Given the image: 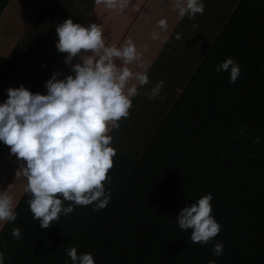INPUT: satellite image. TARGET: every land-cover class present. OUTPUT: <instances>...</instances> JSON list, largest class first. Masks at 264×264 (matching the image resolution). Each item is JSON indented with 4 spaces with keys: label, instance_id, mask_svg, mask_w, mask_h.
Listing matches in <instances>:
<instances>
[{
    "label": "trees",
    "instance_id": "trees-1",
    "mask_svg": "<svg viewBox=\"0 0 264 264\" xmlns=\"http://www.w3.org/2000/svg\"><path fill=\"white\" fill-rule=\"evenodd\" d=\"M15 1L0 0V24ZM202 2L203 15H213L210 40L163 64V89L153 100L146 95L155 86L148 70L150 84L138 88L130 115L108 133L117 154L105 182L111 198L104 209L75 207L42 228L27 202L26 179L12 186L3 177L23 166L17 158L1 165L8 146L0 142V191L12 196L17 213L14 222L0 221L4 264H72L70 247L78 255L91 253L96 264H264V0ZM68 3L48 5L60 15L59 24L69 9H78ZM39 7L36 0L19 10L37 16ZM82 18L72 20L82 24ZM12 57L0 66V104L7 88L20 87L10 84L17 68L9 64ZM228 57L241 69L235 83L230 72L216 71ZM180 58L187 64H176ZM208 193L222 228L209 244H194L192 230L182 231L176 217ZM16 227L20 240L11 235ZM217 243L224 246L220 256L212 252Z\"/></svg>",
    "mask_w": 264,
    "mask_h": 264
},
{
    "label": "clouds",
    "instance_id": "clouds-1",
    "mask_svg": "<svg viewBox=\"0 0 264 264\" xmlns=\"http://www.w3.org/2000/svg\"><path fill=\"white\" fill-rule=\"evenodd\" d=\"M109 10L124 12L131 0H95ZM139 11V7H135ZM172 10L182 20L203 15L202 0H172ZM193 29L198 25L193 24ZM157 28L168 31V22L161 19ZM56 48L66 53L64 63L72 67L74 75L57 79V73L45 83L47 94L33 93L23 85L9 87L7 100L0 104V142L22 161L24 167L16 176H23L27 184L28 205L40 226L49 229L61 215L71 214L75 207L94 205L104 209L110 202L105 182H110L108 171L113 167L117 151L111 147L113 137L108 133L120 127L119 121L130 115L132 98L138 88L150 84L148 65L131 39L123 46H108L101 27L91 23L87 27L71 18L56 27ZM154 40L161 39L153 31ZM176 34V39H181ZM165 40L168 37H164ZM74 58L79 62L72 64ZM119 61V63H117ZM136 64L142 71H133ZM217 72H230L229 82L240 76L239 64L231 57L216 66ZM164 81H158L146 93L149 100L160 96ZM243 129L240 134H243ZM257 136L253 143H259ZM211 193L183 207L176 217L182 231L191 229V242L209 244L221 231L222 225L212 215ZM65 201L69 202L65 206ZM12 196L0 191V221L14 222ZM11 235L22 238L21 229H12ZM222 243L214 245V256L223 253ZM72 264H96L91 253L78 255L76 247L66 250ZM5 254L0 251V264ZM209 264H215L210 261Z\"/></svg>",
    "mask_w": 264,
    "mask_h": 264
},
{
    "label": "crops",
    "instance_id": "crops-1",
    "mask_svg": "<svg viewBox=\"0 0 264 264\" xmlns=\"http://www.w3.org/2000/svg\"><path fill=\"white\" fill-rule=\"evenodd\" d=\"M68 1V4L73 8L77 7L78 11L69 9L70 12L64 15L65 18L83 17L82 21L84 22L81 25L85 27L91 23L98 24L108 46L120 47L128 39H131L142 53L143 62L148 65V69H153L152 77L149 76L152 84L161 80L166 69L163 64H174L171 60L174 55L177 57L182 52L194 53L198 49H203L202 45L205 46L213 34L212 21L210 20L213 18L212 14L195 19L185 16L181 20L177 12L172 10V0H131L132 4L124 12L96 5L95 0ZM34 2L36 0H16L6 11L3 23L0 24V66L9 55L12 57V53L15 51L9 64H14L17 68L12 70L13 81L10 84L23 85L31 92L47 94L45 83L53 73L58 74L57 79H64L74 73L71 65L64 63L66 53L55 50L58 35L54 30L61 19L57 12L50 11L48 5L58 4L60 0H37V3L40 4L39 10L42 9V12H38L37 16L19 10L24 7L29 8ZM25 3L28 4L24 5ZM136 6L139 7V11L135 10ZM16 8L19 11H15ZM45 8L46 12H44ZM81 8L86 9V12L82 13ZM76 13L82 14L77 16ZM19 16L25 20L22 28H19L16 23ZM161 19H166L168 22L167 32L157 28V22ZM193 24H197L198 28L193 29ZM153 31L160 32L161 39L154 40L151 35ZM177 33L181 34V39L175 38ZM165 36L168 37L167 40L164 39ZM77 62H79V58H74L71 63ZM155 64L158 65L155 66ZM176 64H187V62L180 58L176 59ZM130 67L133 71L143 70L136 64L130 65ZM7 90L8 88L5 90V96L8 97ZM9 150L8 147V152L1 165L12 161L14 164L16 163L14 159L17 157L9 154ZM20 164L24 167L22 161Z\"/></svg>",
    "mask_w": 264,
    "mask_h": 264
},
{
    "label": "rangeland",
    "instance_id": "rangeland-1",
    "mask_svg": "<svg viewBox=\"0 0 264 264\" xmlns=\"http://www.w3.org/2000/svg\"><path fill=\"white\" fill-rule=\"evenodd\" d=\"M18 169H22V167L19 166V168H14V170H11V173H7V172L3 173L4 174L3 177L8 181L7 182L8 184L13 186V185H15L16 182L18 183L20 181V179L23 177V176H20V177L16 176V172H17Z\"/></svg>",
    "mask_w": 264,
    "mask_h": 264
}]
</instances>
